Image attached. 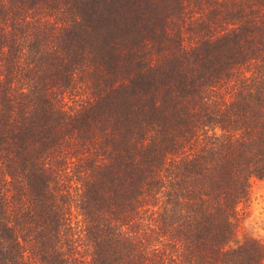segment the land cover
I'll list each match as a JSON object with an SVG mask.
<instances>
[{
	"label": "trees",
	"instance_id": "trees-1",
	"mask_svg": "<svg viewBox=\"0 0 264 264\" xmlns=\"http://www.w3.org/2000/svg\"><path fill=\"white\" fill-rule=\"evenodd\" d=\"M264 0H0V264H264Z\"/></svg>",
	"mask_w": 264,
	"mask_h": 264
},
{
	"label": "rangeland",
	"instance_id": "rangeland-1",
	"mask_svg": "<svg viewBox=\"0 0 264 264\" xmlns=\"http://www.w3.org/2000/svg\"><path fill=\"white\" fill-rule=\"evenodd\" d=\"M244 209L241 232H250L264 238V178L252 182L251 200Z\"/></svg>",
	"mask_w": 264,
	"mask_h": 264
}]
</instances>
